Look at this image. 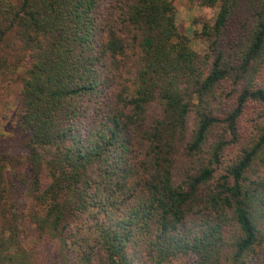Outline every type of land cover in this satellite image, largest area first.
Returning a JSON list of instances; mask_svg holds the SVG:
<instances>
[{"label": "trees", "instance_id": "1", "mask_svg": "<svg viewBox=\"0 0 264 264\" xmlns=\"http://www.w3.org/2000/svg\"><path fill=\"white\" fill-rule=\"evenodd\" d=\"M192 1L0 0V264H264V0Z\"/></svg>", "mask_w": 264, "mask_h": 264}, {"label": "rangeland", "instance_id": "2", "mask_svg": "<svg viewBox=\"0 0 264 264\" xmlns=\"http://www.w3.org/2000/svg\"><path fill=\"white\" fill-rule=\"evenodd\" d=\"M171 2L176 11V26L179 32L188 38L193 49L202 51L206 44L200 39V26L203 22L212 20L214 7L202 6L192 0H171ZM11 60L12 58L9 57L8 61ZM23 75L22 66H17L10 73L0 69V145L5 151L11 150V143H14L17 137L15 134L17 94ZM54 258L52 249H48L45 251L43 263L56 264L52 261Z\"/></svg>", "mask_w": 264, "mask_h": 264}]
</instances>
